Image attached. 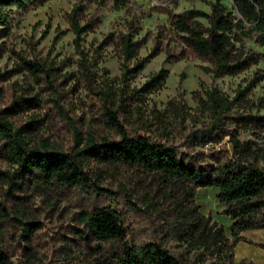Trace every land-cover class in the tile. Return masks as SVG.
Instances as JSON below:
<instances>
[{"label": "rangeland", "instance_id": "obj_1", "mask_svg": "<svg viewBox=\"0 0 264 264\" xmlns=\"http://www.w3.org/2000/svg\"><path fill=\"white\" fill-rule=\"evenodd\" d=\"M79 1L80 24L90 21L94 28L81 35L76 49L68 14ZM98 2L47 0L3 9L0 117L24 142L79 151L118 140L117 122L129 136L175 146L201 170L230 160L264 169V30L247 26L243 46L258 61L234 75L214 76L198 59L167 61L163 52L129 74L152 52L168 20L189 18L191 11L209 17L219 5L229 14L232 3L129 0L126 11ZM232 15L246 20L237 10ZM192 20L207 24L204 17ZM127 36L140 41L130 58L122 43ZM168 39H162L167 52L182 48L177 38ZM160 70L167 72L163 85L143 90ZM198 140L206 141L193 145ZM79 158L111 193L24 185L15 195L25 201L12 202V215L26 225L0 222L2 264H156L150 244L165 249L172 264H264V225L243 226L216 186L191 188L113 154L89 151ZM98 212L114 215L123 229L120 239L94 237L90 222Z\"/></svg>", "mask_w": 264, "mask_h": 264}, {"label": "trees", "instance_id": "obj_2", "mask_svg": "<svg viewBox=\"0 0 264 264\" xmlns=\"http://www.w3.org/2000/svg\"><path fill=\"white\" fill-rule=\"evenodd\" d=\"M47 0H0V25H5L4 8L16 5L25 9V3L43 5ZM233 11L239 13L246 20H235L232 15L224 14L222 5L212 9L211 16L207 17L200 11H191L189 18L168 20V26H162L156 36L152 52L139 60L135 67L127 73H138L145 63L154 55L165 53L167 61H180L184 58L198 59L209 66H202V70L214 76L221 74L234 75L258 61L256 55L245 50L243 41L249 37L250 28L255 24L258 31L264 30V0H229ZM100 6L111 4L116 10H129V0H99ZM79 1L68 14V23L74 34V45L79 49L81 35L91 31L94 24L85 21L81 25L83 8ZM195 17L206 18L204 25ZM137 34L134 30L132 36ZM166 42L178 39L182 48L176 53L166 50L162 46V39ZM124 54L128 58L140 45V41L133 37L123 40ZM167 76L165 70H160L144 85L143 90L151 91L160 88ZM112 125L116 129L118 140H103L92 142L91 146L79 151H58L55 149L30 147L20 137L19 132L11 124L0 117V161L6 168L0 169V222H23L14 217L13 201L23 205L25 198L15 194L24 185L43 188L45 190L73 189L90 187L94 191L111 193L101 188L93 178L83 169L82 152L94 151L100 154H113L116 157L138 164L142 168L154 170L166 180L177 181L191 188L216 186L219 189L218 197L236 216L245 227H260L264 225V169L230 160L217 170H201L192 165L187 156L182 155L175 146L163 144L150 137L136 135L129 136L117 122ZM198 140L193 145H198ZM95 216V217H94ZM92 217L90 230L94 237L100 240L108 238L120 239L122 226L111 213L98 212ZM250 223L251 225H248ZM149 252L156 264H172L173 258L169 253L156 244L149 245ZM4 256L0 252V264ZM126 263V262H125Z\"/></svg>", "mask_w": 264, "mask_h": 264}]
</instances>
